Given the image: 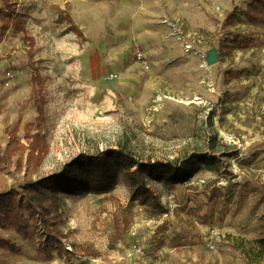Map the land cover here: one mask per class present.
Listing matches in <instances>:
<instances>
[{
	"label": "rangeland",
	"instance_id": "rangeland-1",
	"mask_svg": "<svg viewBox=\"0 0 264 264\" xmlns=\"http://www.w3.org/2000/svg\"><path fill=\"white\" fill-rule=\"evenodd\" d=\"M11 1L34 44L13 27L2 34L0 0V138L6 146L17 128L28 144L40 131L48 152L37 169L25 151L14 158L21 168L0 170L3 191L109 148L152 162L207 157L176 187L147 179L165 213L152 198L134 197L122 177L79 193L51 190L62 247L46 250L38 233L27 239L0 228L20 247L0 249V264H255L241 250L264 248V28L232 23L248 0H218L216 19L202 10L219 56L212 65L176 34L148 27L143 0ZM61 11L86 40L58 22ZM213 187L225 193L218 203L209 200Z\"/></svg>",
	"mask_w": 264,
	"mask_h": 264
},
{
	"label": "trees",
	"instance_id": "trees-1",
	"mask_svg": "<svg viewBox=\"0 0 264 264\" xmlns=\"http://www.w3.org/2000/svg\"><path fill=\"white\" fill-rule=\"evenodd\" d=\"M4 3L8 17L1 18L2 34L13 27L15 31L23 32L30 44H34V39L31 36H26L28 28L24 15L16 11L11 0H4ZM245 15L248 23L264 26V0H250ZM232 17L233 20L239 18L234 14ZM57 20L58 22L67 20V31H73L86 40L82 29L68 12L61 11ZM234 41L236 43L238 39L235 38ZM227 47L234 48L229 45ZM32 91L37 103L36 85L33 86ZM38 113L41 122L45 117L42 106H39ZM32 126L37 127V118L35 124H28L27 127L31 128ZM40 133V131H36L34 134H30L27 144L18 137L17 128L8 130L9 140L6 146H3L0 138V170L10 168L14 163L18 168H21L23 165L20 159L14 162V158L25 151H28L29 165L33 164L37 169V164L39 166L42 163L48 152V143L45 142L44 135ZM39 143H42V146H38ZM206 157V155L195 152L181 161L152 162L140 160L125 148H109L95 154L81 153L57 172L43 175L38 179L27 178L20 191L15 188L3 191L0 188V228L13 230L22 238L27 239H34L38 233L39 244L45 245L43 249L46 250L53 245L62 247L65 233L54 220L51 190L79 193L91 188L106 187L119 177H122L132 188L134 197L152 198V204L157 207L158 212L165 213L168 210L167 207L154 193L147 179H165V181H171L176 187L183 182L184 177L191 178L198 171L197 163ZM193 167H195L194 171ZM224 195L225 193L220 187H213L210 190L209 200L216 199L215 202L218 203ZM200 209L197 210V215H200ZM39 228L44 233H41ZM262 243L264 244V241ZM234 247L241 248L240 244H235ZM0 249L10 252L20 251L16 242L2 234H0ZM241 254L247 263L264 264V248L262 246L251 247L247 251L241 250Z\"/></svg>",
	"mask_w": 264,
	"mask_h": 264
},
{
	"label": "crops",
	"instance_id": "crops-1",
	"mask_svg": "<svg viewBox=\"0 0 264 264\" xmlns=\"http://www.w3.org/2000/svg\"><path fill=\"white\" fill-rule=\"evenodd\" d=\"M234 1L237 2V0ZM249 1L250 0H248V2ZM248 2H243L240 7L238 6L237 10H234L233 14L238 15V17L242 19L241 21L243 24L247 23L251 26L264 28V26L250 24L246 21L245 13L248 8ZM143 4L145 7L143 12L151 14V16L147 15V19L152 21V23H146L151 24L147 25L148 27H162L166 29V32L168 31L169 33H173V29L163 22V18L168 16L176 24L181 23V28L184 33H196L197 36L202 39L201 42H197L195 45L201 48L203 51L202 53L204 54L207 49L210 48L212 41L211 35H209L210 30L206 26V22L203 21L202 10L204 9L203 11L205 12V16L208 14L209 18L212 17L215 19L220 18L219 16L223 13V10L219 9L220 6L218 0H143ZM139 6V3L137 2V7ZM239 18H235L232 23H234V21H238ZM189 54L203 58V56L199 54L191 52Z\"/></svg>",
	"mask_w": 264,
	"mask_h": 264
},
{
	"label": "built area",
	"instance_id": "built-area-1",
	"mask_svg": "<svg viewBox=\"0 0 264 264\" xmlns=\"http://www.w3.org/2000/svg\"><path fill=\"white\" fill-rule=\"evenodd\" d=\"M163 22L173 29L172 31L174 34L178 35V38L181 40L184 50L186 52L202 55L203 58L206 57V52L205 54L202 53L203 51L201 50V48L195 45V43L202 41V39L199 38L196 33L195 34L184 33V31L181 28V23L176 24L168 16L163 18Z\"/></svg>",
	"mask_w": 264,
	"mask_h": 264
},
{
	"label": "water",
	"instance_id": "water-1",
	"mask_svg": "<svg viewBox=\"0 0 264 264\" xmlns=\"http://www.w3.org/2000/svg\"><path fill=\"white\" fill-rule=\"evenodd\" d=\"M206 61L212 65L219 61V56L217 54L216 48H211L206 51Z\"/></svg>",
	"mask_w": 264,
	"mask_h": 264
}]
</instances>
